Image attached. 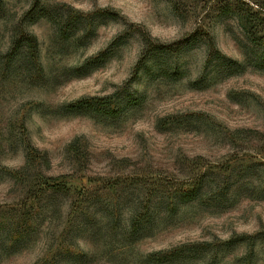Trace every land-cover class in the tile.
Instances as JSON below:
<instances>
[{"label":"rangeland","instance_id":"obj_1","mask_svg":"<svg viewBox=\"0 0 264 264\" xmlns=\"http://www.w3.org/2000/svg\"><path fill=\"white\" fill-rule=\"evenodd\" d=\"M42 10L73 19L64 35ZM199 12L185 0H0V264H264V69L216 78L202 42L148 50L192 34ZM205 24L244 62L235 21ZM25 35L37 61L8 55ZM99 53L103 66L74 78ZM28 149L46 162L26 167Z\"/></svg>","mask_w":264,"mask_h":264},{"label":"trees","instance_id":"obj_2","mask_svg":"<svg viewBox=\"0 0 264 264\" xmlns=\"http://www.w3.org/2000/svg\"><path fill=\"white\" fill-rule=\"evenodd\" d=\"M189 3H193L195 7H199L201 13H195L196 18L199 21L196 23L195 29L192 34L188 35L186 38H183L180 41H176L169 46L164 45H155L149 44V52L154 53H163L166 51L170 52H179L184 48H193L195 44L203 43L208 48V57H212L216 61L218 70L216 72L219 77H229L231 75H236L242 73L248 66H253L255 69H264V2L261 0H185ZM75 14L78 17L77 24H80V28L86 26V18L83 14L75 11ZM210 14H216L218 17H225L226 19H232L235 21L236 25L239 27L240 31L243 34V37L246 41L245 48V60L244 62H237L235 60L226 58L220 52H218L213 44L212 38L207 31V25L205 24V19ZM42 18H46L53 24H56V32L60 35H64V26L65 24L71 22L73 19L69 16H64L63 14L51 16L50 13L42 10V13H39ZM84 17V18H83ZM76 21V19H75ZM88 29L90 22H87ZM87 30V29H86ZM82 34L86 35L85 31ZM201 43V44H202ZM173 49V51H171ZM26 50L30 56L37 61L38 57V45L37 41L33 36L25 35L18 39H14L11 44V48L8 51V55L20 51ZM103 53L96 54V56L87 59L84 64L79 67L70 69L74 78L83 77L94 70L101 68L104 64ZM112 96L94 98L88 102H75L72 105L68 106L67 111L75 115H80L84 111V108H108ZM87 110V109H86ZM34 160H40L41 162H46L42 158V155L36 150L28 149L26 153V167L31 164ZM47 186V185H46ZM197 192L199 191L196 188ZM195 191L191 192L193 194ZM196 192V193H197ZM195 193V194H196ZM228 243H224L226 246ZM206 246V244H204ZM179 251L174 250L168 254L165 258L174 257ZM161 252H157L149 255L150 260L153 263H160L162 257H159Z\"/></svg>","mask_w":264,"mask_h":264}]
</instances>
